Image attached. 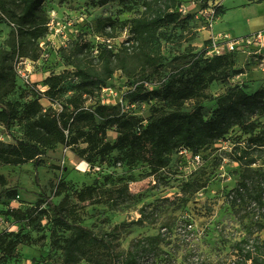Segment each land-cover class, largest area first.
Instances as JSON below:
<instances>
[{
    "label": "rangeland",
    "instance_id": "1",
    "mask_svg": "<svg viewBox=\"0 0 264 264\" xmlns=\"http://www.w3.org/2000/svg\"><path fill=\"white\" fill-rule=\"evenodd\" d=\"M99 1L46 0L41 9L46 22L54 18L69 25L63 34L51 33L48 29L47 36L36 42L22 38L10 15L0 7V64L17 67L22 60L20 54L11 60L7 59V54L14 43L24 41V50L28 54V57H23L24 67L32 80L27 85L16 79V89L9 100L24 105L41 97L47 90L46 78L72 70L65 63L62 48H67L68 43L75 40H90L95 45L102 43L105 38L95 33L99 19L112 18L120 24H127L143 12L141 6L127 11L119 2L102 6ZM210 1L214 2L185 0L184 5L189 12H197L200 19V11L203 6H209ZM234 1L243 4L248 0H228L226 6L230 8ZM0 2L10 10L19 11L18 0ZM254 6L242 9L244 11L230 9L222 22L218 17L213 30L230 34L233 38L245 37L243 35L251 31L247 24L255 18L252 14ZM202 25L194 21L185 31L178 26H165L162 29L165 37L159 47V71L144 70L135 65V72L140 74V78L145 76L155 84L173 70L186 65L190 53L202 52L209 46L210 32ZM198 26L200 28L197 29ZM228 26H233L234 31L223 30ZM125 27L118 25L116 37L111 39L117 48L129 37ZM253 29L256 31L261 27L255 23ZM34 55L39 58L34 60ZM240 62L237 68L243 69L244 74L231 78L230 84L242 86L249 94L263 88V57L246 54ZM129 83L130 79L125 74L116 72L95 100L112 105L128 104L123 95L130 90ZM76 84L69 78L66 95L54 104L43 97L41 103L45 108L59 111L62 102L75 92ZM226 87L221 82H214L207 88L208 99L199 101L206 119L212 116L217 98L225 93ZM95 100L87 102V105H94ZM195 104L196 101L191 100L183 110L190 111ZM131 109L144 121L155 109L165 113L171 111L158 99L136 102ZM256 121L260 123L257 130L260 132L264 128V116H258ZM117 137L118 133L113 129L108 131L106 139L115 142ZM248 138L249 135L235 127L225 137L202 149V163L195 164L188 156L176 153L169 167L157 172H154L151 160H141L135 166H129L118 159L120 154L116 151L103 160L96 158L93 163H88L63 145L45 149L42 156L44 165L38 169L33 163L0 165V174L7 179V185L0 186V192L5 188L18 189L16 199L0 198V245L3 240V247L9 240L16 243L11 254L0 251V256H3L0 264L62 263L60 246L72 236L73 230L57 225L56 215L47 206L46 198L56 205L63 202L72 224H81L96 236L105 238L116 252L127 253L135 240L149 238L146 242L149 248L159 252L155 259L162 260L161 264H228L233 245L246 236L244 226L251 224L256 229L260 223L262 231L255 236L264 240V149L256 152L248 148ZM19 139H24L22 122L15 123L10 135L0 124V141L14 144ZM241 155L243 160L239 159ZM146 156L149 158L148 154ZM62 182L65 188H59L64 191L58 197L57 186ZM88 186L95 188L92 198L79 201L77 194ZM237 189L243 192V198H238L233 205L232 196ZM12 211L16 216L10 215ZM80 264L89 263L83 260Z\"/></svg>",
    "mask_w": 264,
    "mask_h": 264
},
{
    "label": "trees",
    "instance_id": "2",
    "mask_svg": "<svg viewBox=\"0 0 264 264\" xmlns=\"http://www.w3.org/2000/svg\"><path fill=\"white\" fill-rule=\"evenodd\" d=\"M45 2L18 0L19 11L10 10L1 2L0 7L10 15L22 38L36 42L48 34V22L41 15ZM109 2H119L127 11L141 6L143 12L127 24H120L112 18L99 19L95 33L103 36L105 42L96 45L90 40L69 42L70 45L62 50L65 63L72 70L46 78L44 84L47 90L41 97L24 105L9 100L8 97L16 89L18 76L14 67L0 64V124L9 135L16 122H22L24 127V139L15 140L14 144L0 141V165L33 163L38 169L44 165L42 156L45 149L63 145L88 163H93L96 158L103 160L116 151L120 154L118 159L129 166H135L141 160H151V166L157 172L169 167L173 155L182 149H188L192 155H201L204 147L222 139L235 127L249 135L248 148L256 152L264 149V128L257 132L260 123L256 121L258 116H264V87L249 94L242 86L230 84L231 78L244 74L243 69L237 68V52L209 56L207 47L202 52L190 53L186 65L173 70L155 84L145 76L140 78V74L135 72V65L144 70L159 71V47L161 39L165 37L162 30L165 26L174 25L185 31L194 21L204 24L197 12L181 14L179 9L185 0H100L99 4L103 6ZM207 7L205 5L203 9ZM215 10L216 17H220L222 7L216 6ZM118 25H126L124 30L129 32V37L117 48L111 39L116 37ZM107 40L110 42L107 43ZM207 43L208 46L210 41ZM24 47V41L14 43L7 59H13L16 54L22 58L28 57ZM32 58L37 60L39 56ZM119 71L130 79V90L123 95V100L128 104L112 105L95 100ZM69 78L77 83L75 92L62 102L59 111L52 107L45 108L40 99L44 97L54 104L67 94L66 82ZM214 82H221L227 87L225 93L217 98V107L212 116L206 119L199 101L208 99L207 88ZM152 99L163 101L171 111L165 113L155 109L145 121L139 119L131 107L136 102ZM91 100H95V104L88 106L87 102ZM191 100L196 101L195 106L190 111H184L185 104ZM113 129L118 137L115 142H110L106 139L107 133ZM239 159L243 160L244 156L241 155ZM6 185L7 179L0 174V186ZM61 187L65 188L63 182L57 186L58 197L64 191L59 189ZM94 191V187L88 186L77 194V199L85 201L88 197L92 198ZM17 196L18 189L15 187L0 192V198L14 200ZM238 198H243L240 189L232 196L233 205ZM45 200L56 215L57 225L73 230L72 236L60 246L63 252L61 264H80L83 260L89 264L163 262L155 259L159 252L149 248L146 242L149 238L135 240L127 253L116 252L105 238L96 236L81 224H72L63 202L56 205L48 198ZM257 202H260L259 199ZM13 213L10 215L16 216ZM256 227L253 229L251 224L244 226L246 236L233 245L228 264H264V240L255 236L262 231L261 224ZM3 243L4 240L1 245ZM1 245L2 253L11 254L16 243L9 240L6 246ZM2 258L0 256V262ZM149 259L151 261L146 262Z\"/></svg>",
    "mask_w": 264,
    "mask_h": 264
},
{
    "label": "built area",
    "instance_id": "3",
    "mask_svg": "<svg viewBox=\"0 0 264 264\" xmlns=\"http://www.w3.org/2000/svg\"><path fill=\"white\" fill-rule=\"evenodd\" d=\"M221 0H215L214 2L210 1L209 6L206 9L201 10V17L205 21L203 29H206L210 32V38H209V46H208V55L209 56H215V55H224L227 53L232 52H238L243 51L247 52V54L251 55H261L264 60V43L262 40V34H254L251 36L243 37V38H233L230 34L227 33H219L214 34L213 29L214 25L218 19L216 17V6L220 5ZM182 15H186L189 12L188 7L186 5H182L179 9ZM69 24L65 22L55 21L54 18H52L48 24L47 27L50 30V32H60L63 34L65 29L67 28ZM105 42V39L102 41ZM107 43L110 42V40L106 41ZM48 54H45V57H47ZM29 61V60H27ZM24 58H22L21 62L17 67H15L18 79L21 80L24 84H30L31 83V76L28 74L26 68L24 67ZM105 90V89H104ZM105 104V103H104ZM182 155H186L189 158H191V161L195 164L202 163L203 159L200 154L192 155V153L188 149H182L180 151Z\"/></svg>",
    "mask_w": 264,
    "mask_h": 264
},
{
    "label": "crops",
    "instance_id": "4",
    "mask_svg": "<svg viewBox=\"0 0 264 264\" xmlns=\"http://www.w3.org/2000/svg\"><path fill=\"white\" fill-rule=\"evenodd\" d=\"M228 0H221L220 5L222 7V14L219 17V21H223L226 18V15L228 13V11L230 9H237L239 11H244V10H248L247 8H251L252 6L256 5L253 7L252 10V14L253 16H255L254 20L250 23H248L247 25L250 27V32L246 35H243L245 37H247L248 35L250 36V34H254L255 32H262V40L264 43V0H248L247 2L243 3V4H238L236 1H234V5H231L230 8H228L226 6ZM244 9V10H242ZM255 23L261 27V29L258 30H254L253 29V25H255ZM228 25V24H227ZM221 30V29H219ZM223 30H230V31H234L233 26L230 28L229 26ZM253 30V31H252ZM220 31H218V33H216V31L213 30L214 34H219ZM247 52H243V51H238L237 52V63L238 61L240 62L241 57H243V55H246ZM248 55V54H247ZM249 56H252L251 54H249ZM241 63V62H240ZM242 75V74H241Z\"/></svg>",
    "mask_w": 264,
    "mask_h": 264
}]
</instances>
